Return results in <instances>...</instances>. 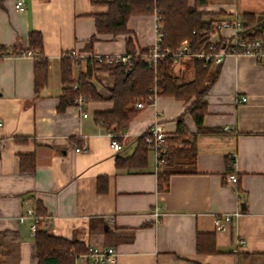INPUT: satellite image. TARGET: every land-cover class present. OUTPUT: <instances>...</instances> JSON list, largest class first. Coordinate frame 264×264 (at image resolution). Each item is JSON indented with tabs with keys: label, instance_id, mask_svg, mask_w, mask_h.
<instances>
[{
	"label": "crops",
	"instance_id": "obj_1",
	"mask_svg": "<svg viewBox=\"0 0 264 264\" xmlns=\"http://www.w3.org/2000/svg\"><path fill=\"white\" fill-rule=\"evenodd\" d=\"M17 1L0 0V45L17 54L30 49L32 32L40 33L49 68L47 84L37 94L34 58L9 56L0 62V264H39L32 220H19L29 209L40 214L49 235L86 249L115 248L114 264H264V65L239 55L212 66L203 128L215 133L198 134L185 113L192 100L158 95L152 104L135 108L137 115L117 134L124 148L115 152L111 131L96 121V113L112 110L114 81L108 72L88 77L102 100L87 103V117L76 104L59 110L67 87L61 81L65 54L74 50L81 56L73 67L78 82L96 56L126 53V36L97 32L95 18L112 0H23L25 10L16 8ZM199 11L213 20L253 14L254 28L264 24V0H211ZM156 19H129L139 48L154 44ZM183 59L173 66L178 84L195 78L193 64ZM244 96L248 101L238 104ZM180 116L188 128L185 139L196 143L195 162L157 168L149 149L145 168L117 167V158L132 156L153 124L175 137ZM80 147L86 151L76 152ZM227 158L235 160L237 185L229 183ZM159 174H168L164 190ZM156 209L163 214L158 219ZM237 211L241 215L231 223L215 225V217ZM198 234L213 235L217 252L199 254ZM85 255L76 263L94 264L83 260Z\"/></svg>",
	"mask_w": 264,
	"mask_h": 264
},
{
	"label": "trees",
	"instance_id": "obj_2",
	"mask_svg": "<svg viewBox=\"0 0 264 264\" xmlns=\"http://www.w3.org/2000/svg\"><path fill=\"white\" fill-rule=\"evenodd\" d=\"M211 0H194L191 5L189 0H112L106 2V13L96 16V28L100 34H109L113 37L126 36V53L131 55V64L122 62L103 64L94 61L88 73L81 74L78 82L73 79V67L78 64L74 58L65 57L61 61V81L64 86L59 110L63 111L68 106L75 104V99L80 95L87 97L88 101L102 100L94 84L88 81L94 71L108 72L114 84L109 89L108 101L112 104L111 111L96 113V121L112 133H120L126 129L138 111L132 106L137 100L146 99L154 87L158 88V95L173 97L177 100L190 101L186 112L190 114L198 128V134L215 133L211 129H204V118L208 112L206 96L209 92L213 75L211 63L206 64L197 58L201 53L217 54L224 48V42L210 49L209 35L213 32L215 22L220 21L206 18V14L199 11L200 7L207 6ZM157 15L162 31L164 46L172 53L181 48L187 41L189 52L188 65L193 64L195 78L189 83L178 84L177 76L173 72L175 57L166 54L158 59L157 65H149L144 57L150 49H141L132 32L128 29V21L134 16ZM245 29L247 36L251 38H264V24L254 28L255 15L245 14ZM96 37L91 38L95 42ZM3 49H7L2 46ZM43 41L40 33L30 34V49L39 52L35 59V92L38 94L48 81V60L43 56ZM16 53V52H14ZM7 57V56H5ZM0 57L1 60L5 58ZM184 58V57H183ZM180 58V59H183ZM77 84L78 88H74ZM152 104V103H149ZM188 128L184 116L177 119V135L168 138L169 151L165 166H174L178 163L195 162L197 147L194 141L185 139ZM182 143L183 146L178 145ZM149 146L144 136L138 139L136 150L132 156L126 159L117 158L118 168L141 169L148 164ZM24 161V160H23ZM227 173L234 172L235 160L227 158ZM35 165L33 163L32 169ZM159 187L164 190L168 185V174H159ZM38 214V213H37ZM39 217L40 214H38ZM36 254L39 264H76V259L87 253L88 249L79 242L70 241L61 237L49 235L41 228V222L37 225L35 234ZM197 251L199 254L215 253L216 241L213 235L198 234Z\"/></svg>",
	"mask_w": 264,
	"mask_h": 264
},
{
	"label": "built area",
	"instance_id": "obj_3",
	"mask_svg": "<svg viewBox=\"0 0 264 264\" xmlns=\"http://www.w3.org/2000/svg\"><path fill=\"white\" fill-rule=\"evenodd\" d=\"M18 10H25L23 0H18L16 4ZM156 15V14H155ZM156 22L154 26L155 30V42L150 48V52L147 56L144 57V60L152 66H156L158 59L166 54H173L175 60L185 57L189 52V45L187 41L183 42L180 49L172 53L171 50L164 46L163 43V31L159 21V18L156 15ZM223 32H228V35L221 36ZM220 36L221 39L218 42L212 41V37ZM208 42L211 44L210 49H215V45L221 42H224V49L213 55L201 53L197 55V58L203 60L206 64L211 63V66L218 65L224 61L227 56H239V55H250L253 56L257 62L261 65H264V38H251L247 36V30L245 29V21L242 17L236 16L232 19H224L215 22L213 27V32L209 35ZM9 57V56H26L31 58H38L40 56L39 52H34L32 50L22 51L19 53H14L10 49H3L0 45V57ZM64 57L74 58L76 61H79L81 56L76 53L74 50L65 54ZM95 60L98 63L103 64H113L122 62L125 65L131 64V55L124 54L122 56H96ZM1 62V58H0ZM74 88H78V85L75 84ZM158 96V88L154 87L151 90V94L147 97L146 102H138L135 107L137 109L144 108L153 103L155 98ZM248 101V97H241L237 99L238 104H244ZM88 99L84 95H80L75 99L76 106L83 111V116L87 117L88 114L84 111L88 103ZM3 126V123L0 121V128ZM146 143L149 146V149L152 150L157 168L163 166L168 158L169 151V142L168 136L159 123H155L148 131L143 134ZM109 137L111 139V148L115 152H120L124 148V144L120 139V136L110 132ZM86 151V148L80 147L76 149V152ZM229 183L237 185L239 182L238 175L233 172L228 176ZM163 214L159 212L158 209L155 210L153 216L159 218ZM241 215L240 211L231 214H223L221 216L215 217L214 223L217 227H220L224 224L231 223L235 218H238ZM27 219L32 220L31 232L36 234L37 225L40 223V218L36 214L34 209H29L25 214H23L19 220L20 222H25ZM118 252L115 248H105L100 246H93L88 249V252L84 256V259H90L94 264H114L117 260ZM77 264V263H76Z\"/></svg>",
	"mask_w": 264,
	"mask_h": 264
},
{
	"label": "rangeland",
	"instance_id": "obj_4",
	"mask_svg": "<svg viewBox=\"0 0 264 264\" xmlns=\"http://www.w3.org/2000/svg\"><path fill=\"white\" fill-rule=\"evenodd\" d=\"M223 20H224V19H223ZM188 58H189V57H188ZM188 58H184V59H183V62H188V61H189ZM146 101H147V98H146V99H140V100H137V101H136V104H137L138 102H146ZM192 101H193V100H192ZM192 101L190 102V104L192 103ZM136 104H135V105H136ZM190 104H189V105H190ZM135 105H133L132 107H133V108H136ZM115 134H117V133H115ZM149 156H151V158H152V155H151L150 153H149Z\"/></svg>",
	"mask_w": 264,
	"mask_h": 264
}]
</instances>
